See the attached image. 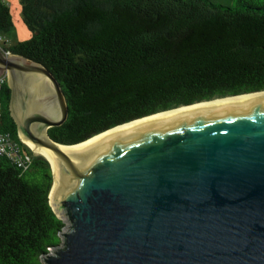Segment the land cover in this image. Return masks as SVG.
Wrapping results in <instances>:
<instances>
[{
	"label": "water",
	"instance_id": "obj_1",
	"mask_svg": "<svg viewBox=\"0 0 264 264\" xmlns=\"http://www.w3.org/2000/svg\"><path fill=\"white\" fill-rule=\"evenodd\" d=\"M4 74L22 140L56 156L50 202L66 225L43 264H264V101L172 117L69 149L81 142L49 134L69 112L51 71L0 47ZM41 75L55 89L32 106Z\"/></svg>",
	"mask_w": 264,
	"mask_h": 264
},
{
	"label": "trees",
	"instance_id": "obj_2",
	"mask_svg": "<svg viewBox=\"0 0 264 264\" xmlns=\"http://www.w3.org/2000/svg\"><path fill=\"white\" fill-rule=\"evenodd\" d=\"M31 35L12 53L62 85L67 119L49 128L75 144L182 105L264 90V0H21ZM13 27L0 0V36ZM5 45V44H4ZM0 75V264H43L65 221L50 202V161L22 140Z\"/></svg>",
	"mask_w": 264,
	"mask_h": 264
},
{
	"label": "bare ground",
	"instance_id": "obj_3",
	"mask_svg": "<svg viewBox=\"0 0 264 264\" xmlns=\"http://www.w3.org/2000/svg\"><path fill=\"white\" fill-rule=\"evenodd\" d=\"M54 89L55 88L53 86V83L49 77L44 76V75L39 76V79L35 81V83L33 84L32 90H31L33 98H32V102L30 101V105L42 106V104L44 103H42V99L41 100L39 99L40 98L39 95L40 94L50 95V93L54 92ZM250 101H264V91L241 94L238 96H228V97H223V98H216V99H211L209 101L198 102V103L191 104L188 106H181L179 108H174L171 110L158 112V113H155L149 116H145L140 119L133 120L125 124L115 126L107 131H104L100 134L90 137L89 139L79 144L69 146L68 148L69 149H80V150L85 149L96 143L105 141L111 136H114L115 134L121 131H124L126 129H129V128H133L136 126H142L146 124L147 125L153 124L156 122L167 120L172 117L183 116L186 114H192V113L200 112V111H206V110H210V109L220 107V106L228 107V106L237 105V104L250 102ZM47 109L51 114L55 113V111L52 109V105ZM38 128L41 133L45 134L46 125H40ZM27 142L34 149L35 152L46 156L50 160V162L56 159L54 152L50 148L46 146H42V145H37L29 140H27ZM59 147L67 149L66 146L59 145Z\"/></svg>",
	"mask_w": 264,
	"mask_h": 264
},
{
	"label": "rangeland",
	"instance_id": "obj_4",
	"mask_svg": "<svg viewBox=\"0 0 264 264\" xmlns=\"http://www.w3.org/2000/svg\"><path fill=\"white\" fill-rule=\"evenodd\" d=\"M6 3L9 4L11 14H12V19H13V27L11 30L7 33L4 34V38L0 40V47L6 52V53H12L8 48H4V46H8L9 44H12L14 42L20 41V40H26L30 37L31 32L29 28L27 27L26 23L23 20L22 17V4L21 0H3ZM214 2H219L225 5H231L236 2V0H212ZM1 44H5L1 46ZM26 143V142H25ZM30 148L31 146L26 143ZM32 149V148H31ZM32 151L35 154H39L35 152L33 149ZM62 219L65 221L66 216L61 214ZM66 223V221H65Z\"/></svg>",
	"mask_w": 264,
	"mask_h": 264
},
{
	"label": "built area",
	"instance_id": "obj_5",
	"mask_svg": "<svg viewBox=\"0 0 264 264\" xmlns=\"http://www.w3.org/2000/svg\"><path fill=\"white\" fill-rule=\"evenodd\" d=\"M3 38L0 36V40H2ZM4 44H1V46H3ZM5 75V74H4ZM14 145L11 143H8L6 138L4 137L3 134L0 133V150L1 151H5L7 149H13Z\"/></svg>",
	"mask_w": 264,
	"mask_h": 264
}]
</instances>
